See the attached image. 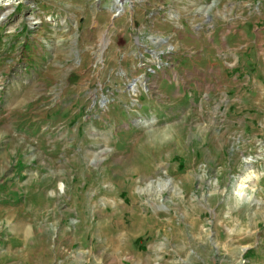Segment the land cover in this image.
I'll use <instances>...</instances> for the list:
<instances>
[{"label":"rangeland","instance_id":"374dc122","mask_svg":"<svg viewBox=\"0 0 264 264\" xmlns=\"http://www.w3.org/2000/svg\"><path fill=\"white\" fill-rule=\"evenodd\" d=\"M0 264H264V0H0Z\"/></svg>","mask_w":264,"mask_h":264},{"label":"bare ground","instance_id":"6f19581e","mask_svg":"<svg viewBox=\"0 0 264 264\" xmlns=\"http://www.w3.org/2000/svg\"><path fill=\"white\" fill-rule=\"evenodd\" d=\"M108 46V43H104V45H103V50H105L106 49V47ZM98 227V226H97Z\"/></svg>","mask_w":264,"mask_h":264}]
</instances>
